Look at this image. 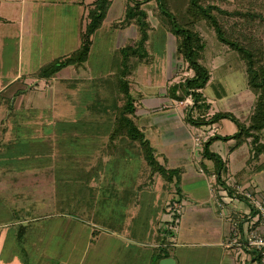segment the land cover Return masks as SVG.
Here are the masks:
<instances>
[{
    "label": "rangeland",
    "instance_id": "374dc122",
    "mask_svg": "<svg viewBox=\"0 0 264 264\" xmlns=\"http://www.w3.org/2000/svg\"><path fill=\"white\" fill-rule=\"evenodd\" d=\"M17 1L20 2H18L19 6L15 8L14 15L18 19L4 25L16 39L11 44L8 42L6 48L0 46V92L4 90L0 99L3 95H9L10 92L12 93L22 86L23 80L10 86L7 90L4 86L8 82L11 83L10 81L17 74L36 73L40 66L77 49L80 42L79 35V38L77 36L78 43L75 40L73 43L64 44L57 39V34L60 28L71 25L74 18L79 16L81 19L83 17L85 12L83 5L70 3L69 1L72 0H65L66 6L63 9L65 19L58 20L56 26H53L47 22V18L51 20L54 13L59 14L60 8L57 3L44 0L42 6L40 3L35 6V4L32 5V0H24V9L33 6L32 9L35 10L34 20L30 22L31 28L25 29L19 20L21 0ZM77 1L89 3L92 0ZM114 1L115 8L109 12L103 26L94 35L93 48L86 62L75 69L70 68V71H63L61 74L63 77L57 76L50 80H42L41 83L33 86L32 90L29 87L35 84L36 80L27 81L28 86L24 85L23 87L24 89L28 88L29 91L17 99L16 105H14L15 109L8 111L6 108L8 103L0 102V137L4 142H16L23 138L34 148L44 147L46 159L51 160L49 168L40 170V175L34 174L29 179L31 173H27V177L22 180L27 183L26 190H17L21 183H14L13 188L15 194H18V199L20 195H25L26 202L23 203L16 198L14 201L17 206L14 212L9 215H0V223L13 225L4 230L5 233L14 235L13 246L15 248L11 250L10 261L16 259L18 264H57L56 257L62 255L65 257L71 255L76 260L85 250L89 234L96 231L101 235L108 236L107 229L109 230L111 227L119 229L120 219L124 220L125 227L137 230L135 224L129 227L134 222H130L128 212L132 207L129 209L128 205L130 206V203H134L138 198L141 201L140 207L138 212L133 214L138 223L148 216L151 206L159 210L155 223L159 218L161 229L165 224L163 220L176 221L174 215L179 214L177 222L172 223V234L176 235L174 237L178 248L177 251L170 252L175 255L178 264H229L226 262V258L230 259L231 256H234L235 264H239L237 253L240 254L242 250L238 251L233 248L231 251H226L224 243H218L219 224H223V226L225 224L217 216L218 211L214 205L216 200L213 198V194L217 188V180L211 178L210 183L209 181L200 182L201 176L197 172L195 173L191 167L188 168V173L182 179L183 176L179 170L185 205L181 213V208L178 206L180 204L178 186L174 182L163 179L158 173H151L138 144L129 145L120 140V144H117L116 141L111 143L109 150L105 148L104 151L103 149L95 151L99 145L103 146L109 141L108 134L112 130L117 112L114 105L116 101L119 104L124 101L123 94L117 92V87L113 84L119 72L120 60H122L121 66H125L122 49L130 46L131 49L138 50L135 56L130 51L129 58L126 59L128 63L131 58L130 70H133V64L136 62L138 65L140 63L152 64L157 59V61H165L164 64H171V60L176 57L181 61L178 68L181 76L179 80L186 79L192 74L186 61L177 54V38L171 32L170 23L161 15L156 0L147 1L142 5L146 11V21L148 22L146 25L148 38L146 40L142 39L145 33L136 20L126 26L117 23V17L124 16L126 0ZM232 1L219 2L230 10L241 7L240 10L249 11L255 15L249 17L234 15L227 21L233 26L236 24L245 25L247 31H244L249 37L252 48L255 52L264 53V0H240V6L234 5ZM45 21L50 26L48 29H44ZM222 22H226L225 16ZM21 29L24 34L30 30L34 34H38L33 40L36 50H18L17 44L23 34ZM203 32L206 37V48L202 52L204 59L202 63L209 70L211 77L205 88V96L208 100H215L212 104L214 113L216 111L232 112L237 116V109L247 107L253 102L255 89L248 87L247 73L245 68L244 70L240 69L242 64L239 62L238 53L231 51L226 57L223 56L228 61L217 56V52L220 50L232 49L218 41L216 33H212L210 28ZM51 42L55 44V50H45L46 44L50 45ZM139 53L144 55L142 60L137 59ZM144 64H141L134 73L132 72L133 74L130 73L127 76L131 82L130 92L132 89L137 90V80L144 81L145 79V82L148 80L145 76L147 68ZM157 79L158 77L155 76L154 80ZM142 89L145 94H148L146 92L153 93L155 91L157 94L160 92L159 86L142 87ZM184 90L180 96L184 101L190 97L192 100L190 104L193 105L195 96L193 97L192 93L187 92V89L184 88ZM190 108L192 110L188 111V115L190 113L192 117H197L199 114L197 107ZM61 122L63 127L60 129L58 124ZM66 122H71V125L64 126ZM109 152L112 153L109 158L113 160L131 158L137 160V165H134L133 168L105 167L106 170L122 171V173L112 178L111 174L108 175L110 171H107L104 176H109L108 181L104 179L100 183L95 181L96 186H101V188L98 189V197L94 200L92 198L94 195L90 194L92 190L87 185L83 188L78 186L79 183L72 182L71 170H86L88 161L94 157V154L98 156ZM142 160L144 161L145 177L142 191L135 189L130 193L125 190L113 192L108 187L110 185L116 186L118 189L120 186L135 187V180L125 181L124 179L131 175L132 169L142 170L140 167ZM77 161L83 162L81 168L76 167ZM69 162H73V166H57L58 164H69ZM231 168L235 169L234 166ZM124 169L126 170L123 171ZM81 175H87V173ZM36 178H38L37 182ZM18 182L21 181L18 180ZM140 184L139 180L137 185ZM24 187L25 184L21 186L22 189H25ZM20 207L23 208L20 210ZM205 208L209 209L208 212ZM165 213L167 214L165 215ZM23 219H25V222L22 223L24 225L20 226L17 220ZM138 223L136 224L138 225ZM141 226L145 227V225ZM21 228L22 230H20ZM60 228L64 230L60 231ZM163 229L161 233H163ZM166 230L168 231V227ZM99 239L101 240L102 237ZM91 250H95L94 244Z\"/></svg>",
    "mask_w": 264,
    "mask_h": 264
},
{
    "label": "crops",
    "instance_id": "0c3cea01",
    "mask_svg": "<svg viewBox=\"0 0 264 264\" xmlns=\"http://www.w3.org/2000/svg\"><path fill=\"white\" fill-rule=\"evenodd\" d=\"M94 1L95 0H92L89 3L77 0L69 1L70 3H78L81 6L83 5L85 12L81 19L79 16L78 18H74V24L72 23L69 26L60 28L59 33L57 34L58 40H60L64 44H69L73 43L75 40L77 42V39L80 35V42L77 46V49L80 47L82 34L85 31L86 24L88 23V11ZM18 2L20 1L0 0V46L2 45L1 47L3 48H6L8 46V42L9 44H11L16 39V37L12 36L4 25H7L12 21L14 22V20L18 19V17H15L14 15V12L16 11L15 8L19 6ZM43 2L45 1H31V3H33L32 5L35 4V6L39 3L40 6H42ZM49 2L57 3L60 8L59 14L54 13L51 17V20L47 18L48 23L50 22L51 25L56 26L58 20L62 21L65 19L63 9L66 6V1L50 0ZM24 3V0H21L20 6L22 7L20 10L19 20L21 21L25 29L27 27H29L30 29V22L34 20L33 14L35 13V10L32 9L33 6L29 9H24ZM115 5V1L113 0L112 6L110 7L111 11L109 10V12L113 11ZM121 18V16H118L117 20H120ZM49 27L50 26L45 21L44 29H48ZM21 32H23V34L20 36L17 44L18 50H36L33 40L37 37L38 34H34L31 30L28 31L27 34H24V31H22V29ZM77 49H73V51ZM45 50H55V44L52 42L50 43V45L46 44ZM231 51L232 50H220V52H217V56H221V58L223 56L226 57V55H228V53H230ZM225 57H223L224 60L226 59L228 61V59ZM203 60L204 59L201 58L200 62L202 63ZM164 62L165 61H157V59H155L152 64L140 63V65L144 64L147 68L144 69L147 70L145 76L146 78H148V80H146V82L145 79L144 81L137 80V90L134 91V89H132L131 91L136 105L135 120L137 121L140 128L144 131L146 137L151 141L153 147L155 148V153L158 157L159 162L168 169L180 170L181 175L183 176L181 177L182 179H184L185 174L188 173V168L191 167L194 169L195 173L197 172L199 176H201L200 182L206 183L209 181L210 183L211 178L217 180L218 174L216 161L210 156L205 155L206 148L208 149L209 154H215L218 159L222 161L223 168L221 173V181L217 180V188L215 190V194H213V198L216 200L214 205L218 211L217 216H219V218H221L225 224L224 226L223 224H219L217 232V236L219 237L218 243L222 244L223 242V246L225 247L226 251H231L233 250V248L239 251L238 246L232 244L234 241L232 240L233 225L235 223H238L241 218L249 212L251 204L245 201H241L239 203L232 202L229 197L233 195L245 197V194L247 192H251L253 194V197L258 202L264 204V129H262L261 131L251 130L249 134L242 133L243 126L244 128H247L250 124V120L254 113V108L257 101V93L255 91L254 100L252 103H250L249 106L244 108L240 107L239 109H237V116L232 112H227L232 114L233 118L221 117L211 119L215 114L226 112L216 111L214 113L212 104L213 102H215V100H208L207 96H205V88L209 84L211 78L209 77V81L206 86L203 89H199V91L203 94L205 102L210 105L209 110L205 114V119L207 121L211 119L212 121H208L207 124L196 125L192 121H190V118L188 117V111L191 112L192 109L190 107L193 106L192 104H190L192 101L190 97H188V99L184 101L172 96L170 91V87L172 85L186 80H179L181 76L179 75L178 68L181 65V61L178 58L174 57L171 60V64H164ZM239 62L242 64L240 69L244 70V64L240 59ZM140 65H138L137 68H139ZM42 66L37 69V72ZM79 66L80 65H74L64 68L56 75V77H63L61 75L63 71H70L71 69H75ZM37 72H30L28 73V75L27 73L24 75L17 74L10 81L11 83L8 82L4 86L7 90L10 86L14 85L18 81L23 80L22 86H20L19 89H16L12 93L10 92L9 95H3L2 99H0V102H4L7 104V102L10 101L14 106L16 105L17 99L21 96H24L29 91L28 88L24 89L23 87L24 85L28 86L27 81L36 80V83L29 87V89L32 90L33 86L41 83L42 80H47L35 76L34 74H37ZM190 72L192 74L189 77L194 75L193 70L190 69ZM155 76L158 77L156 81L154 80ZM135 77L137 78V76ZM153 86H159L160 92L158 94L155 91L153 93L146 92L148 94H145L144 89H142V87L148 88ZM248 87L251 86L248 84ZM3 93L4 90L0 92V96H2ZM181 93L183 94L182 90H180L177 94L181 95ZM192 96L194 97V94H192ZM13 97L14 99L12 100ZM13 108L15 109V106ZM197 117L193 118L196 119ZM213 126H215L216 129H213ZM198 136H201L202 141L200 144L196 142V137ZM2 139L3 138L0 137V151L6 145V142H4V144L1 142ZM106 144H104L103 146L99 145V147L96 146L97 148H95V151H100L102 149L104 151L105 148L108 149V146ZM13 145L15 146V144ZM110 155H112L111 152H109L108 154L105 153V155L103 154L98 156L97 154H94V157L88 161L86 170H71L72 182L74 184L79 183L78 186L83 188H85L87 185L90 190H92L90 194L94 195V197H92L94 200L97 199L98 189L101 188V186H96V183L102 182L103 179L108 181L109 176H104L107 171H110L108 175L111 174L112 178H115L122 173V171L106 170L104 169L105 167L124 166V168H133L134 165H137V160L131 158L113 160L109 158ZM28 159L29 158L27 157L19 159L9 157L4 159L0 158V215L11 214L12 212H14L17 206V203H15L14 200L16 198L18 199V194H15V190L13 188L14 183H21V186L25 184V189H22L19 185L17 190H26L27 183L22 180L27 177V173H31L29 179L32 178L34 174L40 175V170H42L43 168H49L51 162V160L47 159H29L30 161H27ZM141 162L142 163L140 167L142 168V170L135 171L132 169L131 175H129L125 179L123 178L125 181H128L129 179L135 180V187L137 188L131 186H129L130 188L120 186V188L118 189L116 186L112 185L108 187L113 192L125 190L127 193H130L135 189H137L138 191H142L144 189L143 183L145 181V177L144 161L142 160ZM72 163L73 162H69V164L63 165L58 164L57 166L71 167L73 166ZM76 164V167L81 168L83 162L77 161ZM231 166H234L235 169L232 170ZM125 170L126 169H124L123 171ZM82 173H87V175H81ZM181 178H175L173 182L178 186L179 189V199H177L180 202L178 206L181 208L180 211L182 213V209L185 205L183 202L184 192L182 190V187L180 186ZM36 179L37 180L35 181L37 182L38 178ZM18 180L21 182H18ZM139 180L141 181V184L137 185ZM222 187L225 188L231 196L228 195V197H226L222 192ZM26 199L27 197L25 195H20L18 200L25 203ZM140 202L141 201H139V199L137 198L135 199L134 203H130V206L128 205L129 209L132 207L128 212V214L130 215V222H134L129 227L135 224L138 228L137 230H134L132 227V229L125 227L124 220L120 219L119 229L112 227L109 229L110 231L107 229V231L109 232L108 236L104 234L101 235L96 231H94V233L92 234H89L88 241L85 245V250L83 251L82 255L78 257V259L74 260V257H72L71 255H68L67 257H65V255H62L56 257V263L156 264L157 256L162 247H165V250L167 252L177 251L178 245L174 237L176 235L173 236L172 234V223H176L177 221H173L171 219L163 220L165 224L163 226L164 229L162 228L163 233H161L162 229L160 228V219L158 218L157 222L155 223V218L158 216L159 210L155 209L154 206H151L148 216L140 220V223H138V220L135 219V216H133V214H136L138 212ZM207 204L209 203L207 202ZM22 208L23 207H20V210ZM195 210H197V208H195ZM208 210L206 209V212H208ZM166 214L167 213H165V215ZM17 222L18 224H20V226H23L24 224L22 223L25 222V219L17 220ZM136 223H138V225ZM141 225H145V227H142ZM12 226L13 225L9 223H0V264H18V261H16V259L10 261L11 250L12 248H15V246H13L14 235L11 233H5L4 231L5 228H9ZM167 227L168 231L166 230ZM20 230H22V228ZM63 230L64 229L60 228V231ZM133 230L134 232H137L134 233ZM100 237H102L101 240L99 239ZM93 244L95 250L92 251L91 248ZM74 246L76 245L74 244ZM171 257H174L176 259L175 255L173 254H171ZM241 257L242 255L237 253L239 264H242ZM226 262H229V264H235L234 256H231L230 259L226 258Z\"/></svg>",
    "mask_w": 264,
    "mask_h": 264
},
{
    "label": "trees",
    "instance_id": "16d2710c",
    "mask_svg": "<svg viewBox=\"0 0 264 264\" xmlns=\"http://www.w3.org/2000/svg\"><path fill=\"white\" fill-rule=\"evenodd\" d=\"M147 1L149 2L151 0H126L124 16L117 22L119 25L126 26L132 23L133 20H136L145 33L142 38L143 40L148 38L146 11L142 8V5ZM156 1L161 15L170 23L171 32L177 38V54L182 56L188 64V67L194 71L193 76L170 87L172 96L181 100H183V97L177 93L180 90H183L184 92V88L188 90H186L187 92L194 94L195 99L193 106L197 107L199 115L194 119L192 114H189L190 121L196 125H203L207 124L208 121L213 118H233L230 113H218L208 121L205 119V114L209 110L210 105L205 102V98L199 89H203L206 86L210 76L208 69L200 62V59L202 58V52L206 48V37L203 30L210 28L212 33H216L218 41L222 44L228 45L232 51L238 53L239 59L244 64L247 73L248 84L254 88L257 93V101L250 124L247 128H244L243 126L242 133L249 134L251 130L261 131L264 129V53L255 52L252 48V45L249 42V37L246 35L247 27L245 25L236 24V26H233L227 21L228 18L234 15L249 17L250 15L255 14H251L252 12L249 11L240 10L241 7L230 10L225 8L224 5H221L219 2L223 1V3H225V1L228 2V0ZM239 1L240 0H234L232 3L240 6L241 4ZM112 3L113 0H95L88 11V23L82 34L80 47L69 54L57 57L43 65L37 72V77L49 80L56 77V75L64 68L81 65L86 62L93 45V35L103 25ZM256 15L259 16V14ZM224 16L226 19L225 23L222 22ZM238 30H240V33ZM130 49L131 47L128 46L121 50L125 66H121L120 63H122V60H120V63L118 64L120 67L119 72L116 76V81L113 82V84L116 85L117 92L123 94L124 101L122 104H119V102L116 101V104L114 105L117 112L113 121L112 130H110L108 134L109 141L106 145L109 149L112 145L111 143H114L115 141L117 144H120L119 142L121 141L129 145L138 144L144 160L151 169V173H158L168 182H173L175 178L178 179L179 170L168 169L159 162L155 153V148L135 120L136 105L130 92L131 82L127 79V76L132 72L134 73L138 64L137 62L133 64L134 68L133 70H130L129 65L132 63L131 58L129 59L130 61L128 60V63L126 59L129 58L130 51L133 56H135L138 53V50ZM143 58L144 55L139 53L137 59L142 60ZM7 103L8 106H6V108L8 111L14 109V106L10 101ZM58 125L60 129L63 127L62 122ZM69 125H71V122L64 123V126ZM1 142L4 144L3 139ZM13 144H15V146ZM30 145L31 144L23 138H20L16 142H7L5 147L0 151V158L4 159L9 157L19 159L27 157L34 160L47 158L44 147L34 148V146ZM205 155L210 156L216 161L218 174L217 180L221 181L223 168L222 161H220L215 154H209L207 148L205 149ZM179 217L178 213L174 215L176 221ZM166 257H171V253L167 252L165 247H162L157 256L156 264H159V261Z\"/></svg>",
    "mask_w": 264,
    "mask_h": 264
},
{
    "label": "built area",
    "instance_id": "2783aa9c",
    "mask_svg": "<svg viewBox=\"0 0 264 264\" xmlns=\"http://www.w3.org/2000/svg\"><path fill=\"white\" fill-rule=\"evenodd\" d=\"M213 129L216 127L213 126ZM201 141V136L196 137L198 144ZM221 189L226 197L230 195L225 188ZM229 198L232 202L245 201L251 204L249 212L232 229L233 243L242 250L241 263L264 264V204L258 202L251 192H247L245 197L233 195Z\"/></svg>",
    "mask_w": 264,
    "mask_h": 264
},
{
    "label": "water",
    "instance_id": "95a60500",
    "mask_svg": "<svg viewBox=\"0 0 264 264\" xmlns=\"http://www.w3.org/2000/svg\"><path fill=\"white\" fill-rule=\"evenodd\" d=\"M159 264H177V260L174 257H166L161 259Z\"/></svg>",
    "mask_w": 264,
    "mask_h": 264
}]
</instances>
